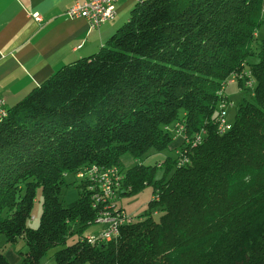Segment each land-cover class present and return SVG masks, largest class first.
<instances>
[{
	"label": "trees",
	"instance_id": "obj_1",
	"mask_svg": "<svg viewBox=\"0 0 264 264\" xmlns=\"http://www.w3.org/2000/svg\"><path fill=\"white\" fill-rule=\"evenodd\" d=\"M263 9L264 0H139L98 52L60 67L8 109L0 121V234L26 242L19 264H39L74 233L71 223H93L101 203L86 181L78 199H59L64 176L91 165L122 170L117 197L150 185L158 199L111 241L59 248L56 264H264V40L253 45ZM255 54L259 61L248 63ZM245 69L253 101L219 134L217 92ZM182 120L183 142L205 134L186 146L183 165L167 157L171 176L155 180L163 164L141 159L169 147ZM125 154L136 163L124 168ZM38 187L42 213L30 228ZM0 264H10L1 251Z\"/></svg>",
	"mask_w": 264,
	"mask_h": 264
},
{
	"label": "crops",
	"instance_id": "obj_2",
	"mask_svg": "<svg viewBox=\"0 0 264 264\" xmlns=\"http://www.w3.org/2000/svg\"><path fill=\"white\" fill-rule=\"evenodd\" d=\"M138 1L117 0L115 18L91 30L84 18L67 17L66 10L75 0H0V97L6 108H12L60 67L98 52L120 27V17L127 20ZM34 12L40 20L33 18ZM174 138L181 140L180 135ZM136 161L128 154L121 157L124 168ZM122 199L117 198L116 207L127 211L142 205L136 199L122 206L118 203ZM143 212L135 216L140 218Z\"/></svg>",
	"mask_w": 264,
	"mask_h": 264
},
{
	"label": "built area",
	"instance_id": "obj_3",
	"mask_svg": "<svg viewBox=\"0 0 264 264\" xmlns=\"http://www.w3.org/2000/svg\"><path fill=\"white\" fill-rule=\"evenodd\" d=\"M116 2L117 0H75V2L68 7L66 15L69 18L82 17L86 20L89 29H97L102 24L111 21L116 16ZM35 20H40V14L37 12L32 13ZM251 74L248 70H242L228 79L224 86L217 92L222 98L219 103L218 113L214 120V127L219 134H223L230 129L229 124L225 118L226 106L228 99L224 95V88L229 82H232L233 78L240 80L245 79V84L252 86L250 80ZM8 114V109L5 106L4 98L0 97V121H2ZM184 121H179L174 125V132L176 135L182 137V147L175 151L177 156L176 164L181 166L188 161V157L185 155L186 146L191 142L192 145L200 142L202 134H205V130H200L194 139H185L183 142ZM161 163H157L160 166ZM78 179L86 181L87 189L91 191L94 204L101 203V208L93 222H97L102 226V230L96 236H80L79 239H85L90 244H94L101 241H111L115 239L119 233V228L123 225L133 223L136 218L134 215L128 214V211L116 207L115 199L117 198L120 184L123 180V172L116 166L102 168L97 165H91L84 167L75 172ZM152 199L157 200L158 195L155 193ZM156 214V212H153Z\"/></svg>",
	"mask_w": 264,
	"mask_h": 264
},
{
	"label": "rangeland",
	"instance_id": "obj_4",
	"mask_svg": "<svg viewBox=\"0 0 264 264\" xmlns=\"http://www.w3.org/2000/svg\"><path fill=\"white\" fill-rule=\"evenodd\" d=\"M262 19H264V9L262 12ZM120 20L121 23L119 26L121 27L126 20L123 19V15L120 17ZM255 37L256 40L253 42V45L255 44L257 46L256 50H259V45L261 41L264 40L263 22L256 29ZM258 61H259L258 54L252 55L247 59L248 63H256ZM250 80L252 81L253 87L251 85L248 86L247 84H245V79L243 85H240L238 78H233L232 82H229L224 88V95L228 99L225 118L227 122L231 125L234 123L238 106L243 101H248V102L253 101L252 92L255 82L253 79ZM180 141H181L180 139L177 140L176 138L173 137L169 147H167L162 151L149 150L148 153L141 159V162L145 165L156 166V163L158 162L163 164V166L160 168L156 167L157 170L154 176L155 180H159V181L163 179L165 180L171 176L173 168L167 169V166L164 164V161L167 157L171 159H174L176 157L175 147L179 143L181 144ZM180 144L177 147H179ZM64 181L66 185L64 184L62 186L59 199L62 205L66 206L67 204L78 199L81 180L76 177L75 172L74 173L72 172L64 176ZM118 195L119 194H117V196ZM151 197H152V186L148 185L141 192L124 197V199L122 200H118V203L121 204L122 206H126L129 202L134 201L136 199H140L142 205L138 206L136 209L128 210V214L134 215V217L138 219V217H136L135 215L147 209L148 206L147 203L151 199ZM117 198L115 199V201H117ZM146 201L147 203L145 205ZM41 213H42V194H41V189L38 187L35 190V198L31 210V217L27 221V226L30 228H37L40 223ZM160 216L161 213L158 212L154 214L152 217L154 220H158ZM71 228L73 229L74 233L72 235H67L64 239L63 244L48 249L47 252L41 258L39 264H56V261L54 259V253L56 250H58L63 246L74 244L79 239L80 236L81 237L90 236V235L96 236L102 230V226L97 222H93L82 228L78 223H71ZM0 251L4 253L10 264H19L20 253H25L27 251V245L23 238L18 237L13 242H8L6 236L4 234H0Z\"/></svg>",
	"mask_w": 264,
	"mask_h": 264
}]
</instances>
